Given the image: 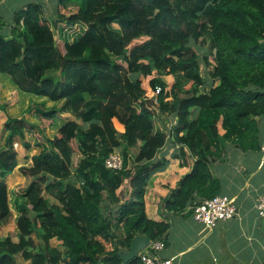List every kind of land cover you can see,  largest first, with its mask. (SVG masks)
Instances as JSON below:
<instances>
[{
    "label": "trees",
    "instance_id": "obj_1",
    "mask_svg": "<svg viewBox=\"0 0 264 264\" xmlns=\"http://www.w3.org/2000/svg\"><path fill=\"white\" fill-rule=\"evenodd\" d=\"M12 17L10 33L0 25V73L20 91L61 103L36 104L38 126L53 125L63 112L74 119L35 143L41 150L31 165L18 166L14 140L33 124L0 104L6 113L0 134L7 132L0 222L10 215L6 174L19 168L31 178L14 196L16 240L0 237V264H142L139 255L124 263L117 251L127 250L135 235L167 240L169 223L147 216L144 195L151 175L168 164L157 154L171 133L179 157L186 146L195 159L164 198L170 212L191 213L194 203L221 194L211 162L221 159L226 142L259 149L264 0H56L51 20L39 2ZM166 75L173 77L169 89ZM154 116L174 118L170 132L157 128ZM116 149L118 170L105 165ZM73 153L80 155L75 165ZM123 184L127 194L119 190Z\"/></svg>",
    "mask_w": 264,
    "mask_h": 264
},
{
    "label": "crops",
    "instance_id": "obj_2",
    "mask_svg": "<svg viewBox=\"0 0 264 264\" xmlns=\"http://www.w3.org/2000/svg\"><path fill=\"white\" fill-rule=\"evenodd\" d=\"M50 1L52 0H20L5 6L6 0H0V12L3 11L7 16L26 7L30 2L41 3L45 10ZM54 3L56 6V0ZM2 30L10 33L9 25L2 27ZM164 80L166 83L169 82ZM4 85L7 86L5 89ZM15 90L17 94L20 91L6 77L0 75V95ZM9 100L5 97L3 101L8 104ZM53 103L55 105V102ZM59 105L56 103L55 106ZM69 119L74 117L63 112L56 117L54 124L58 129ZM256 119L260 144L258 150H243L234 142H226L221 159L211 162L212 173L220 180V193L233 197L237 209L233 218L220 222L212 229H207L197 222L188 209L177 213L164 209V198L176 186L177 181L190 171L195 159L186 146H183L184 155L180 158V145L172 133L169 135L165 146L157 154L158 157L166 158L168 164L151 175L144 195L147 216L169 223L167 231L169 244L163 245L162 249L156 252L157 257L173 258L174 264H264V235L260 231V219L263 215L258 213L256 207L259 197L264 194V116ZM77 121L82 127L86 126ZM165 121L169 123L167 124L169 128L175 123L172 117L165 118ZM112 122L119 133L124 132L125 127L122 123L116 118H113ZM218 129L220 134L224 133L221 123H218ZM22 142V138H16L13 143L14 149L17 150V145ZM114 151L120 152L118 149ZM34 154L29 155V165ZM76 154L78 162L80 155ZM119 190L127 194L128 186L123 184Z\"/></svg>",
    "mask_w": 264,
    "mask_h": 264
},
{
    "label": "rangeland",
    "instance_id": "obj_3",
    "mask_svg": "<svg viewBox=\"0 0 264 264\" xmlns=\"http://www.w3.org/2000/svg\"><path fill=\"white\" fill-rule=\"evenodd\" d=\"M14 1H20V0H6L5 6L12 4ZM22 1H26V0H22ZM54 1L55 0L50 1V3H48L47 6H45L46 9L44 10V13L47 16L48 20H51L55 16L56 6H55ZM0 13H1L0 25H2V27L9 25L12 22L13 14H9L6 16L4 15L3 11H1ZM54 34H55L56 42L59 44V46H61L63 42V37L58 33L56 29H54ZM201 44L207 45L206 43H203V42H201ZM194 47L197 49V51L201 55L202 53L205 52V50L198 47L197 43L194 44ZM201 74L202 76L206 77V68L203 66V63H201ZM0 75L6 77L13 84V82L11 81L8 75L4 73H1ZM163 78L169 81L167 83L168 84L167 89H169L171 84L173 83V77L171 75H167V76H164ZM189 85L190 84L186 85L185 88H188ZM6 87H7L6 85L3 86L4 89ZM5 97L10 99L8 104L7 102L3 101ZM46 100L47 99L43 97H39V96L33 95L28 92L19 91V93L17 94V90L8 91V93H6L5 95L3 94L0 95V104H3L6 107L9 115L24 117L28 121V123L33 124V126L27 125L23 131L24 137L22 138V140L23 142H27L30 145L29 149H27L28 151L25 150L24 146L22 147L20 144L17 145L16 151H17V158H18V163H19L18 166H28L30 164L29 155L37 153L41 150L40 149L41 147H37L35 143L36 142L44 143L45 138L46 137L52 138L57 130V126L55 124L50 125V126H45V127L38 126L37 124L40 122V119L35 113L33 107L36 104H42L44 105L45 108H49L50 105L54 104L52 101L45 102ZM56 103L59 105V102H56ZM4 106L0 105V133H1V126L6 120V113H4L3 108H2ZM154 120H155L154 122H156L155 126L157 128L165 130V131L169 130V126H167V124L169 125V123L165 121V118L154 116ZM6 135H7V132H5L2 135L0 134V149L5 145ZM77 159H78V155L76 153H73L72 154V161H73L72 164L73 165H75V163L77 162ZM30 179L31 178L28 175L23 176L19 168H15L11 173L6 174L5 184H6L7 194H8L7 197L9 200L8 204H9L10 215H8L6 219L0 222V237L2 238H4L7 235H11L12 238L16 240L15 230H16L17 212H16V209L14 208L13 199L15 195H17L20 191H22V189L27 185V182L30 181ZM44 196H47V194L44 193ZM33 239L36 242V244H38L39 240L37 236L33 235ZM51 243L53 245H58L59 241L52 239ZM163 244L164 246L168 245L169 238H167L166 242ZM146 251H151V250L149 249V247H147ZM155 254L157 255V253ZM17 261L24 262L19 254L17 255Z\"/></svg>",
    "mask_w": 264,
    "mask_h": 264
},
{
    "label": "built area",
    "instance_id": "obj_4",
    "mask_svg": "<svg viewBox=\"0 0 264 264\" xmlns=\"http://www.w3.org/2000/svg\"><path fill=\"white\" fill-rule=\"evenodd\" d=\"M159 92L160 87L157 86L152 95L156 96ZM105 165L107 168L114 170L120 169L122 166L120 152L112 151L109 153L105 159ZM256 207L258 213L261 216L264 215V194L259 197ZM190 208L192 217L207 229H212L220 222L233 218L237 210L235 199L224 194H218L194 203ZM148 247L151 251H146L145 248L139 253L142 264H174L173 258H159L155 254L163 247L161 241H151Z\"/></svg>",
    "mask_w": 264,
    "mask_h": 264
},
{
    "label": "water",
    "instance_id": "obj_5",
    "mask_svg": "<svg viewBox=\"0 0 264 264\" xmlns=\"http://www.w3.org/2000/svg\"><path fill=\"white\" fill-rule=\"evenodd\" d=\"M260 231L264 235V215L260 219ZM151 240L145 235H135L125 251H117V255L124 263L139 255L141 251L147 248Z\"/></svg>",
    "mask_w": 264,
    "mask_h": 264
}]
</instances>
